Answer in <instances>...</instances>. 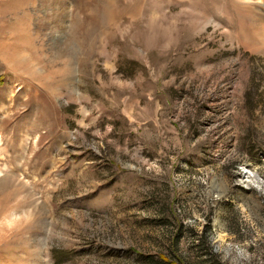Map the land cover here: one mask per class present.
I'll return each instance as SVG.
<instances>
[{
	"label": "rangeland",
	"instance_id": "374dc122",
	"mask_svg": "<svg viewBox=\"0 0 264 264\" xmlns=\"http://www.w3.org/2000/svg\"><path fill=\"white\" fill-rule=\"evenodd\" d=\"M0 264H264V0H0Z\"/></svg>",
	"mask_w": 264,
	"mask_h": 264
},
{
	"label": "bare ground",
	"instance_id": "6f19581e",
	"mask_svg": "<svg viewBox=\"0 0 264 264\" xmlns=\"http://www.w3.org/2000/svg\"><path fill=\"white\" fill-rule=\"evenodd\" d=\"M251 178V175L250 174H245V176H244V182H246L247 180H249Z\"/></svg>",
	"mask_w": 264,
	"mask_h": 264
}]
</instances>
